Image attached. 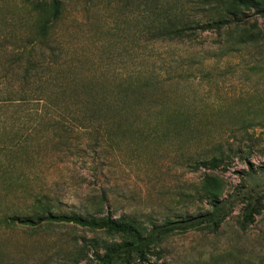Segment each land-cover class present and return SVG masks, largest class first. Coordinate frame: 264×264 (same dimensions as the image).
Wrapping results in <instances>:
<instances>
[{
  "label": "rangeland",
  "instance_id": "1",
  "mask_svg": "<svg viewBox=\"0 0 264 264\" xmlns=\"http://www.w3.org/2000/svg\"><path fill=\"white\" fill-rule=\"evenodd\" d=\"M126 1L63 0L46 43L58 63L57 86L43 84L47 107L35 122L24 108L0 111V264H96L124 250L125 237L104 231L1 222L24 215L33 193L59 214L135 220L142 237L207 210L205 178L222 199L242 196L244 181L264 204V15L248 10L218 31L167 40L147 27L166 13L205 22L209 7L159 0L156 12ZM32 22L25 0H0V69ZM2 82L0 72V96ZM241 207L215 231L160 236L142 248L144 261L133 250L113 264H264V207L246 229Z\"/></svg>",
  "mask_w": 264,
  "mask_h": 264
},
{
  "label": "trees",
  "instance_id": "2",
  "mask_svg": "<svg viewBox=\"0 0 264 264\" xmlns=\"http://www.w3.org/2000/svg\"><path fill=\"white\" fill-rule=\"evenodd\" d=\"M129 0L124 3L125 8ZM159 0H138L137 8L148 11L153 8L158 10ZM201 4L209 7L212 18L205 22L195 20L172 19L165 14L164 19L157 20L147 27V31L154 32L158 39L183 40L189 38L196 30L205 29L220 30L228 22H241L244 20L245 11L252 10L254 14L264 15V0H200ZM27 15L33 21L28 28V35L16 37L18 47L11 61H5L1 67L2 73V96H0V111L9 112L14 109H23L25 112H33V122L38 121L44 106L43 84L55 86L56 77H52L57 67V55L54 48L49 50L46 43L63 13V0H25ZM121 12V11H120ZM154 12V11H153ZM122 13V12H121ZM182 13V12H181ZM180 13V14H181ZM168 16V17H167ZM48 45V43H47ZM48 50V51H47ZM35 103L36 106L32 108ZM31 105V106H29ZM25 120V126H26ZM11 124L14 125L13 122ZM18 126L23 123L17 122ZM222 148L217 146L215 153L210 157L209 167L219 165L217 158L221 155ZM217 154V155H216ZM216 155V156H215ZM249 176L252 170L249 168ZM244 194L232 198H220L221 186L214 180L205 178L202 181L200 191L202 198L207 201L208 209L195 216L175 217L165 220L155 231L152 230L148 236H143L138 222L124 217L114 218L109 214L103 216H80L74 214H59L54 211L49 196L45 193H33L29 197L25 207V214H12L1 220L2 223L10 221L25 228L36 229L53 224L73 225L90 231H104L125 237L122 243L124 250L111 248L101 257H96V264H113L114 258L119 253L129 255L136 251L140 261H144L142 248L154 242L160 236L174 232H185L188 230L208 229L215 231L229 213L230 208L236 203H241V218L238 222L241 229H246L253 222L255 215L259 214L264 207L262 197L255 189L243 181ZM237 199V200H235ZM155 232V233H154ZM123 251V252H122Z\"/></svg>",
  "mask_w": 264,
  "mask_h": 264
}]
</instances>
